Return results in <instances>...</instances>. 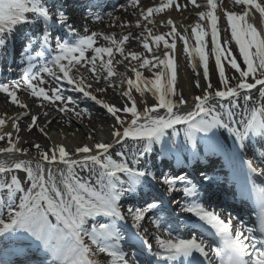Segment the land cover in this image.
<instances>
[{
  "label": "snow or ice",
  "instance_id": "obj_1",
  "mask_svg": "<svg viewBox=\"0 0 264 264\" xmlns=\"http://www.w3.org/2000/svg\"><path fill=\"white\" fill-rule=\"evenodd\" d=\"M226 2L159 0L144 8L140 0H126L137 14L139 37L131 32L119 39L75 32L74 43L56 41L50 50L58 54L40 71H33V61L42 59L44 52L36 51L27 56L20 80L0 82V93L21 109H28L18 97L24 89L41 107L49 102L59 113L80 119L81 112L69 107L76 102L57 84L67 81L113 120L108 141H95L89 134L86 138L93 143L72 150L64 143L48 149L33 144L37 156L31 157L28 148L19 146L18 135L19 121L29 112L0 117V141L5 142L0 153L9 157L0 159V264H264V186L256 184V178H264V166H260L264 155L257 156L252 143L257 141L264 150V0H230L234 10L224 7ZM189 5L198 10L196 22L189 27L178 30L170 16L162 22L168 32L153 34L148 27L155 25L158 14ZM61 7L58 0H0V52L8 49L10 38L24 35L27 25L42 23L41 40L22 41V54L36 46L48 47L50 29L57 23L73 32ZM218 10L225 20L224 31L230 30L223 42ZM98 35L109 46H95ZM132 39L141 40L144 52H126L125 45ZM178 42L180 54L197 77L194 87L201 89L191 99L178 88ZM116 53L122 59L116 60ZM116 64L133 76L118 72ZM226 68L234 74L228 76ZM145 69L150 77L144 76ZM213 72L219 87L212 83ZM44 74L56 86H50ZM117 88L121 106L95 94ZM253 90L258 93L255 99ZM134 93L142 98V108ZM148 93L154 98L151 105ZM8 119L15 136L3 132ZM38 121L39 116L31 115L28 130L37 127ZM178 125L184 126L182 142L176 139ZM39 131L48 136L44 127ZM156 144L160 145L158 156L174 157L178 165L183 164L181 157L189 164L224 157L245 185L252 184L259 209L256 226H247L226 207L211 206L183 166V174L165 173L143 160ZM246 152L252 156L245 159ZM16 153L29 158H13ZM199 171L204 179H212L203 169ZM177 208L190 221L185 225L188 235H173ZM135 243L140 244L139 254L125 251Z\"/></svg>",
  "mask_w": 264,
  "mask_h": 264
},
{
  "label": "bare ground",
  "instance_id": "obj_2",
  "mask_svg": "<svg viewBox=\"0 0 264 264\" xmlns=\"http://www.w3.org/2000/svg\"><path fill=\"white\" fill-rule=\"evenodd\" d=\"M108 0H58V3L60 6H62L60 9L64 10V5L69 4L71 6V12L72 14H68L70 10H67V16L69 17L68 22L75 23V27L77 28V32H79L81 35L84 34H90L91 32L101 33L104 35H114L117 39L121 38L123 35H127L129 32L133 34L134 37H139L141 33V29L137 28L135 26L136 20H137V14L127 5L126 0H123L120 4H118L116 7L112 8H105L104 10H101L99 13L96 14H88L86 13V8H102L104 6H107ZM141 6L146 8L148 6L155 5L159 3V0H140ZM180 2H183V0H180ZM198 3L203 4L205 0H197ZM122 5L124 7H122ZM224 7H226L228 10H234L232 8L230 0H227V2L224 4ZM203 10V9H199ZM239 11V9H235ZM198 11L197 9L193 8L191 5H189L186 9H181L180 11H172L169 9L166 13L158 14L156 17H154L156 23L155 25L149 24L148 27L152 28L153 34H161L166 33L169 31L168 27L164 26V21H166L169 16L171 19L175 22V24L178 27V30H183L186 27H189L190 25L194 24L197 20V17L195 16V12ZM70 13V12H69ZM108 13H112L111 16L108 15ZM218 14L221 16L224 27H226L225 20L223 18V14L219 12ZM97 16L100 17V19H97ZM122 25H127L126 27H122ZM37 26H29L28 33H26V36L32 35L31 31L35 30ZM38 29V28H37ZM39 29L42 30V27ZM85 29H87V33H85ZM40 30V31H41ZM51 31V37H54L55 35H61L63 38H68L66 31L64 32V29H62V26L59 24H55L54 27L50 29ZM190 32V28H189ZM70 33V32H69ZM74 33V32H73ZM67 34V35H66ZM66 35V36H64ZM70 37V36H69ZM167 38V37H166ZM96 45L95 46H109L107 41L103 40L102 35H98L96 38ZM170 39V38H168ZM29 38L26 39L28 42ZM26 42L25 37L18 36L17 38H13L12 42L10 43L11 46H9L8 50L4 52V54L0 58V71L5 70L6 66L9 65L8 71L14 70L17 65L19 67V64L21 63V58H24L23 64H26L27 55L31 52H24L22 54V48H21V42ZM194 44L195 39L194 37L190 41ZM49 47V46H48ZM152 47H155V45H152ZM163 45L161 44V48ZM180 43L177 44V56H178V88L182 89L184 91V94L187 98L191 99L194 95H199L201 92V89L194 87V81L197 79L195 74L192 71L191 66L187 63L185 55L180 54ZM126 52L131 51H137V52H144V49L141 46V40L140 39H132L130 43H127L125 45ZM47 53L45 56L41 59L38 58L33 61V64L35 67L33 68V71L36 72L37 70V63H42L44 60H47L46 58H49L51 53L47 49ZM89 53V52H88ZM86 53V54H88ZM31 55V54H29ZM91 55V54H90ZM26 57V58H25ZM107 59V57H105ZM115 59L119 60L122 59L118 53L115 54ZM99 64V61H97ZM115 63V61H114ZM135 63V62H132ZM10 64H13L11 66ZM22 64V63H21ZM127 64V62H125ZM11 66V67H10ZM116 67V66H115ZM117 68V67H116ZM18 69V68H17ZM123 74L126 76L131 77L132 75L129 74L130 71L127 70L125 66L122 67ZM118 69L117 71L120 72ZM82 72H84L85 75L88 73L81 69ZM145 77H150L151 73H149L146 69L142 70ZM3 73V72H2ZM47 78V75H46ZM51 78V77H50ZM120 77L116 78V81L119 82ZM63 84H67V86H70L71 89H69V92H71L72 96L80 97L81 93H78L74 90V86L67 83V81L61 80L58 81ZM204 81L201 78V85L203 86ZM95 87V85H94ZM112 90V89H111ZM116 93L120 92V89L117 88L114 90ZM254 93V99L258 95V93L253 90ZM98 98L104 99L105 101H110L109 94L106 93H95ZM148 97L147 103L151 105L154 102V98L151 97V94H146ZM101 96V97H100ZM81 98L85 99L83 96ZM22 102H25L28 104V109H21L18 106H15L14 109L11 108H5L3 105H1L0 101V117H4L5 114L7 118L15 117L19 113L23 111H28L29 116L24 117L19 121L20 125V132L19 137L21 140L20 147L28 148L30 150V156L36 157L37 156V150L34 147H31L33 144H40L42 148L48 149L51 148L55 144L64 143L69 150H72L76 146H80L84 143H93V141H89L86 137L87 135L91 134L94 137L95 141H108L109 140V126L113 123L112 118L106 113L104 109L101 108L100 105H96L94 107H89L86 105V103L89 102H81V106H84L85 110L88 112V115L86 118H83V122L86 123L85 126L78 127L73 121H70L69 119H65L68 115L65 113H59L55 106H44L41 107L39 105L29 103V101L25 99H20ZM90 102H92L90 100ZM223 102V101H222ZM71 106V105H69ZM81 110L82 109L81 107ZM47 112L48 116L45 117L44 113ZM163 112V110H161ZM71 114V113H70ZM31 115H37L39 116L38 126L33 128L31 131H27L26 133H23L21 130H28V125L30 124V116ZM90 116V117H89ZM93 119V120H92ZM51 120L52 123L48 124L47 121ZM90 121V122H88ZM93 121V122H92ZM42 126L45 128V131L48 133V136L46 137L39 131V127ZM180 127L179 125L177 126ZM177 128V130H178ZM3 132H12L13 136L16 135L15 129L12 127V120L8 119L5 126H3ZM168 135H171V129L168 130ZM50 137V138H49ZM178 142H182L184 139V133H181L179 136L176 137ZM231 142V141H229ZM255 151L257 155H264V150H262L260 144L253 140L252 141ZM4 147L5 143H3ZM154 152L147 154L143 160L148 161L152 160L154 158L156 161L149 162V164H156L159 167V170L162 171L163 168H168L169 171L171 170H181V166H183L184 171H187L192 178L194 179V182L198 183L199 190L201 193V196L205 197L210 202H215L217 199H220L223 205L227 204V201L230 203V205L238 207L239 213L245 214L244 212L246 210L245 207L250 209H258L257 199L255 192L252 191V184L251 182H248L247 185L243 182L242 178H238V173L233 168L229 167L225 161L224 157H213L209 161H193L191 164H189L186 160H184L183 157H181L183 164L178 165L177 161L174 157L169 156H158L157 153L160 151V145L156 144L153 146ZM118 149L119 146H116ZM245 156V159L250 158L252 156L251 152H246L243 154ZM9 158L8 154L0 153V159H6ZM13 158H23L28 159V155L21 156L20 153H16ZM259 164V161H257ZM264 166V165H260ZM193 169H197L196 171H199V169H203L204 173L211 177L210 180H204L197 179L194 174L196 171H193ZM155 170V169H153ZM168 171V172H169ZM200 172V171H199ZM262 179L264 178H256V184L259 186L262 185ZM228 199V200H227ZM212 202V203H213ZM220 203V204H221ZM241 204L240 206L238 204ZM220 206L219 204L214 207ZM233 208V207H231ZM234 209V208H233ZM178 211V210H177ZM176 211V212H177ZM248 215V213L246 214ZM245 215V216H246ZM180 216H177V220L172 223V228L175 232L181 233L180 227H178V224L183 221H179ZM249 220V217H247ZM148 226L147 224L145 225ZM254 225L253 227H255ZM153 230V229H152ZM187 230V228H186ZM175 234V233H173ZM177 235V234H176ZM259 235V233H257ZM149 242L152 243L151 237H149ZM140 244L135 243L134 248L132 251L137 252L139 254ZM126 251V249H125Z\"/></svg>",
  "mask_w": 264,
  "mask_h": 264
},
{
  "label": "rangeland",
  "instance_id": "obj_3",
  "mask_svg": "<svg viewBox=\"0 0 264 264\" xmlns=\"http://www.w3.org/2000/svg\"><path fill=\"white\" fill-rule=\"evenodd\" d=\"M224 26H225L224 25V22H223V20L221 18L219 20V24H218V27L221 30L220 31V39H221V42H223V40L229 35V32H230V30H229V32H225L224 31V29H225ZM73 29H74L75 32H77V29L76 28H73ZM207 39H208V37H206V40ZM74 42H75V40L72 41V42H69V43H74ZM230 46L232 47V49H233V51L235 53L236 46H235L234 42ZM36 51H41V50L36 49L35 52ZM56 54H58L57 51L53 54V57ZM90 54H91V52H89L88 54H86V56H90ZM53 57H50L47 60H44L42 63H37L38 66H37V70L36 71H40L42 65L45 64V63H48L49 61H51L53 59ZM115 66L117 67L116 70H118V69L120 70L123 67L122 65H119V64H116ZM25 67H27V63L26 64H21L19 71L15 72L10 78H7V79L5 78V80H3V79L0 78L1 79L0 82H10V81H13V80H20L21 77H22L23 69ZM242 67H243V65H242ZM122 72L123 71L120 70V73H122ZM129 74H131L133 76V74L131 72ZM226 74L228 76H232L234 73H233V70H231L230 68H226ZM46 75L47 74H44L45 79H47L48 82H49V85L50 86H56V85L52 84V78H50L48 76L46 78ZM87 75H89V74H87ZM211 80H212L213 85L219 87V85L217 83V76H216V74L214 72H213V74L211 76ZM233 83H235V81H233ZM57 84L59 85V87H61L64 90V95L65 96L72 97V99L76 102L75 105H71L69 107H75L77 111H80L81 112V118L80 119H77L72 113L71 114L68 113V115L66 116L65 119H69L70 121H73L78 127L79 126L80 127L85 126L86 123L83 122V118H86L90 114H88V112L85 111L84 106H81V102H83V100H85L84 102H89V103H86V105H88L89 107H94L95 106L94 102H90V100H88L86 98L85 99L81 98L82 94H81L80 97L72 96L71 95V92H69V89H71V87L70 86H67V84H63L61 82H57ZM49 85H46L45 86L46 87V90H47V88H48ZM107 93L109 94V97H110V101L109 102H111L113 104H116L118 106H121L123 104V98L119 95V93H116L114 90H111V89L109 91H107ZM18 97L20 99H25L26 101L28 100L29 103H33V104H36V105H39L40 106V101L37 100V99H35V98H32L30 96V94H28L24 89H21V90L18 91ZM134 97L138 101V107L139 108H142L144 106L143 103H140V101L142 100V98L139 96L138 93H134ZM253 98H254V96H253ZM0 101H1V105H3V107H5V108L14 109V107L16 106V105H13V104L10 103V99L6 100V94H4V93H0ZM240 103H243V99L242 98L240 100ZM44 106H53V105L50 104L49 102H44ZM81 107L84 110H81ZM88 122H90V121H88ZM183 127L184 126H180L179 128L177 127L180 134L183 133ZM21 131H23V133H26L27 134V131H29V130L24 129V130H21ZM3 143H5V142L4 141H0V146H3L4 145ZM154 161H156V160L154 158H152V160H148L147 162L149 163V162H154ZM180 174H183V173H180ZM19 175L21 177H23L24 174L21 172V173H19ZM153 231H154V229H153ZM184 235H188V232H187V234H184ZM152 243L154 245V241H152Z\"/></svg>",
  "mask_w": 264,
  "mask_h": 264
}]
</instances>
